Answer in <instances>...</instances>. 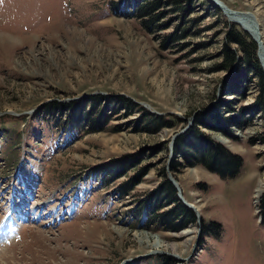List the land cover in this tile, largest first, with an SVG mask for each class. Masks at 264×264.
Returning <instances> with one entry per match:
<instances>
[{
	"label": "rangeland",
	"instance_id": "1",
	"mask_svg": "<svg viewBox=\"0 0 264 264\" xmlns=\"http://www.w3.org/2000/svg\"><path fill=\"white\" fill-rule=\"evenodd\" d=\"M182 1L181 11L163 5L165 29L150 33L118 0H0V264H264L257 80L216 69L229 25L243 29L208 0ZM219 1L252 14L264 43V0ZM177 26L185 35L163 45ZM97 96L133 109L109 103L108 123L102 105L74 114L83 123L54 109ZM146 114L168 127L146 125ZM198 114L218 118L214 128L196 126ZM196 129L241 162L224 177L175 158L171 176L200 215L168 231L146 201L170 173L177 138ZM128 156L130 170L109 178L105 167ZM210 223L219 227L203 235Z\"/></svg>",
	"mask_w": 264,
	"mask_h": 264
},
{
	"label": "trees",
	"instance_id": "2",
	"mask_svg": "<svg viewBox=\"0 0 264 264\" xmlns=\"http://www.w3.org/2000/svg\"><path fill=\"white\" fill-rule=\"evenodd\" d=\"M181 2L183 1L118 0L119 4H124L126 8L131 9V13H129V15L131 17L137 18L141 25L150 33L154 32L155 30L165 29V25L160 23L163 13H159V9L163 7V5L167 4L181 11L183 10V5H181ZM181 14L184 16V12H181ZM191 22L193 21L191 20ZM186 29V27L180 28V26H177L172 34L165 36V38L162 40L163 45H167L172 41H178L182 36L185 35ZM224 36L225 44L222 46L221 50V63L216 66V69L218 71L221 70L229 72L232 67H236L238 72L239 69H244L249 73L251 72L254 75V78L257 80V87L259 91L257 103L254 107L256 108V111L264 112V74L257 58L256 43L250 36L237 29V27L233 25H229L228 29L224 33ZM229 45L236 46V49L229 48ZM237 51L240 53V55H238ZM237 69L234 71L237 72ZM235 94L236 90L233 89L230 91L229 95ZM113 102H119L121 105H123L124 110L126 109L130 111L133 109V105L130 103V101L124 98L112 99L100 96L92 97L87 100L72 102L65 105H56L54 109L60 113L63 111H65V113L70 112L68 117L70 116L71 120L83 123L84 121L81 120L82 117H75L74 114H79L80 112V114H85V118L88 119V117H90V110L92 111L95 107L98 108L99 105H102L104 107L101 112H104L106 120L105 123H108L106 106ZM86 107H89V112L84 110ZM224 107L225 109H228V107L225 105ZM204 117L205 116L198 114L195 120V125L210 129L214 128L208 123V121H214L218 118L213 119L207 116L205 119H203ZM145 123L148 126L155 125L157 130L168 127L167 123L163 122L160 118H154L150 115L148 116L147 114ZM223 131L225 132V130H222V132ZM177 157H183L186 160L189 158V162L192 167L203 165L209 171L218 173L220 176L224 177L233 176L241 162V159L238 156L230 154L220 145L213 143L197 129L189 130L185 134L178 137L175 141L173 150L174 161H172L169 166V171L173 176L177 171L178 165L175 163V158ZM136 158V156H128L126 159L112 161L111 164L105 167L107 170L106 174H108L109 178L112 179H117L121 176H124L127 171L130 170V164H135ZM144 174L145 172L143 169L139 170L136 176L130 179L129 183L125 182L119 186L118 192L121 195H126L125 193H129L130 189L128 186L130 185L131 187L132 185V187H134L133 185L139 182V177ZM160 177L161 182L151 192L149 198L146 201V207H148L146 209L147 217L151 215L153 223L160 224V226L168 231H180L194 224L196 221L194 213L179 202L176 197V190L168 181L163 170L161 171ZM165 208L166 210H164ZM259 209L260 222H264V196H262L260 199ZM210 227L218 228L219 226L215 225V223H210L209 226L202 224V234L207 235V233H211Z\"/></svg>",
	"mask_w": 264,
	"mask_h": 264
},
{
	"label": "bare ground",
	"instance_id": "3",
	"mask_svg": "<svg viewBox=\"0 0 264 264\" xmlns=\"http://www.w3.org/2000/svg\"><path fill=\"white\" fill-rule=\"evenodd\" d=\"M216 4H217V6H221V10L224 12V14L229 18V20L231 22L240 26L245 32H248L252 37L258 39L261 42L262 50H264V43L262 40L260 28H259V25H258L256 18L252 14L243 13V12H241V13L234 12L230 8H228L225 4L220 2L219 0H216ZM176 184H177V186L181 192L179 184L177 182H176ZM181 195H182V192H181ZM182 197H183V195H182ZM23 205H25L24 207L26 208L27 204L25 203V201L23 202V200H22L21 204L16 203L14 205V207L21 209ZM190 205L193 206L192 204H190ZM193 208H194V210H196L199 213L198 215H200L198 208L197 207L195 208L194 206H193Z\"/></svg>",
	"mask_w": 264,
	"mask_h": 264
},
{
	"label": "water",
	"instance_id": "4",
	"mask_svg": "<svg viewBox=\"0 0 264 264\" xmlns=\"http://www.w3.org/2000/svg\"><path fill=\"white\" fill-rule=\"evenodd\" d=\"M208 1L210 3H212L216 8L221 9V6H217L216 0H208ZM246 33L256 43V46H257V58H258L260 66L262 68V72L264 74V50H262L261 42L258 39L252 37L248 32H246ZM172 145H173V143L171 144V147H172ZM166 176H167L168 181L172 184V186L176 190L177 199L182 203L183 206H185L186 208L190 209L192 212L194 211V213L197 214V211L194 210L193 206H191L189 203H187L186 200H184V198L182 197L181 192H180V190H179V188H178V186L176 184V180L171 176V174L169 172L167 173Z\"/></svg>",
	"mask_w": 264,
	"mask_h": 264
}]
</instances>
